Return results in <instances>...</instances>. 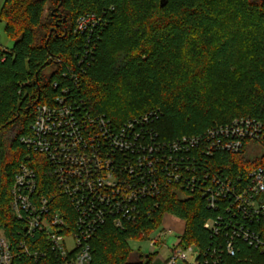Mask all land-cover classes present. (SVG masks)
<instances>
[{
  "label": "trees",
  "instance_id": "1",
  "mask_svg": "<svg viewBox=\"0 0 264 264\" xmlns=\"http://www.w3.org/2000/svg\"><path fill=\"white\" fill-rule=\"evenodd\" d=\"M1 1L0 20L14 43L5 49L0 43V232L12 241L13 264H56L50 255L37 262L24 252L20 241L33 252V237L25 238L11 208L23 164L36 170L41 193L56 194L46 157L21 141L31 133L39 103L67 89L117 124L160 110L155 127L166 139L239 117L264 123V0H167L163 7L161 0H61L66 18L56 8L54 24L44 21L48 0ZM231 12L236 24L226 15ZM86 14L97 17L92 34L76 30ZM245 44L247 58L241 57ZM218 159L222 170L245 182L250 170L264 166V154L222 153ZM229 199L212 209L200 194L167 189L158 207L136 222L115 227L110 221L99 229L91 264H154V253H135L129 240L148 239L167 212L185 221L182 244L196 246L199 264H264V249L241 237L234 238L235 255L226 252L241 226L264 239V219L247 220L229 208ZM210 220L218 233L205 227Z\"/></svg>",
  "mask_w": 264,
  "mask_h": 264
},
{
  "label": "built area",
  "instance_id": "2",
  "mask_svg": "<svg viewBox=\"0 0 264 264\" xmlns=\"http://www.w3.org/2000/svg\"><path fill=\"white\" fill-rule=\"evenodd\" d=\"M97 26L94 14L76 21L78 32L92 34ZM160 116V110H152L117 124L67 89L36 106L31 133L21 141L46 157L56 194L41 193L36 170L26 164L15 174L11 208L25 226V238L33 237V252L20 241L25 253L37 262L50 255L56 264H91V241L99 229L110 221L115 227L136 222L143 212L157 208V199L171 188L181 196L202 195L212 209L229 197V208L247 220L264 219V166L250 170L245 182L218 164V155L247 153L252 144L260 148L258 155L264 154L261 120L239 117L198 134L166 139L155 127ZM170 217L184 226L174 228L167 222ZM205 227L218 233L211 220ZM185 229L184 220L167 212L153 231L157 234H149L157 247L172 230L178 233L167 264H199L196 246L182 244ZM236 237L264 249L262 236L241 226L227 241L229 255H235ZM13 261L12 241L2 230L0 264Z\"/></svg>",
  "mask_w": 264,
  "mask_h": 264
},
{
  "label": "rangeland",
  "instance_id": "3",
  "mask_svg": "<svg viewBox=\"0 0 264 264\" xmlns=\"http://www.w3.org/2000/svg\"><path fill=\"white\" fill-rule=\"evenodd\" d=\"M1 5H2V1L0 2V10H1ZM62 2L61 0H48L47 2V6H46V11H45V16H44V21L47 24H54V21L56 20V16L55 13L57 10V13L59 15H61L62 19L66 18V13L63 12V9L61 8ZM57 8V10L55 11V9ZM227 17L229 18V20L232 21L233 24H236L238 22V18L236 16V14L234 13H227L226 14ZM61 23V22H60ZM0 43L4 46L10 47L13 45L14 41L12 40V38L9 36V34L6 32V24L4 22H2L0 20ZM243 56V58H247L250 56L249 53V45L245 44V46H243V53L241 55V57ZM57 69V65H53L51 67H49L45 72V77L46 80H48L52 73ZM252 148L251 150H249L246 154L247 156H249L250 158L255 155H258L260 148L258 149V146L256 144H252ZM169 224L175 227H183L184 226V222L181 220H171V218H169ZM157 234V232H153L151 234V236L149 238H153L155 235ZM178 237V233L175 232V230H172L171 233H168L164 239V244H161L157 247H153V245L151 244V240L150 239H144V240H129V244L131 246V248L133 249V251H135V253H142L143 255L146 254H150V253H154V257H153V263L154 264H167L168 261V257L170 254V249L169 246H171L170 244H172L173 242L176 241ZM190 261H193V256L190 257L189 259ZM179 264H183V263H179Z\"/></svg>",
  "mask_w": 264,
  "mask_h": 264
},
{
  "label": "water",
  "instance_id": "4",
  "mask_svg": "<svg viewBox=\"0 0 264 264\" xmlns=\"http://www.w3.org/2000/svg\"><path fill=\"white\" fill-rule=\"evenodd\" d=\"M166 1L167 0H161V6L162 7L166 4ZM145 257L148 258L149 257V254H146Z\"/></svg>",
  "mask_w": 264,
  "mask_h": 264
},
{
  "label": "crops",
  "instance_id": "5",
  "mask_svg": "<svg viewBox=\"0 0 264 264\" xmlns=\"http://www.w3.org/2000/svg\"><path fill=\"white\" fill-rule=\"evenodd\" d=\"M171 218V220H174L175 221V219L173 218V217H170ZM167 222H168V224H169V219L167 220ZM172 226V225H171ZM174 228H175V226H173ZM178 228V227H177Z\"/></svg>",
  "mask_w": 264,
  "mask_h": 264
}]
</instances>
